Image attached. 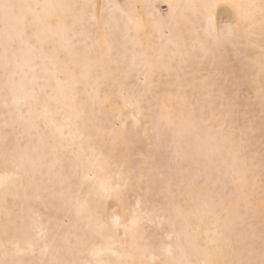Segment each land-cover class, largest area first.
<instances>
[{
	"label": "bare ground",
	"instance_id": "1",
	"mask_svg": "<svg viewBox=\"0 0 264 264\" xmlns=\"http://www.w3.org/2000/svg\"><path fill=\"white\" fill-rule=\"evenodd\" d=\"M2 2L0 264H261L264 0Z\"/></svg>",
	"mask_w": 264,
	"mask_h": 264
},
{
	"label": "snow or ice",
	"instance_id": "2",
	"mask_svg": "<svg viewBox=\"0 0 264 264\" xmlns=\"http://www.w3.org/2000/svg\"><path fill=\"white\" fill-rule=\"evenodd\" d=\"M13 7H14L13 5L5 4V3L2 2V0H0V8L4 9L5 13H7L8 10L13 8ZM206 7L209 8V9H215L216 7H218V5H216V4H208V5H206ZM209 19H210V22H211V15H210ZM221 30L224 31L225 33H228V32H230L232 30V27L228 26V25H225ZM94 255H95V253H94ZM261 264H264V261H262Z\"/></svg>",
	"mask_w": 264,
	"mask_h": 264
},
{
	"label": "rangeland",
	"instance_id": "3",
	"mask_svg": "<svg viewBox=\"0 0 264 264\" xmlns=\"http://www.w3.org/2000/svg\"><path fill=\"white\" fill-rule=\"evenodd\" d=\"M161 10L163 13H166L167 12V7L165 5H162L161 6Z\"/></svg>",
	"mask_w": 264,
	"mask_h": 264
}]
</instances>
